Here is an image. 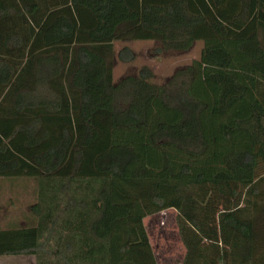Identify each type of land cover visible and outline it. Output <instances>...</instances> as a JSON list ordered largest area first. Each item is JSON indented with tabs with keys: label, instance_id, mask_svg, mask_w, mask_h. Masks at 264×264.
Returning a JSON list of instances; mask_svg holds the SVG:
<instances>
[{
	"label": "trees",
	"instance_id": "obj_1",
	"mask_svg": "<svg viewBox=\"0 0 264 264\" xmlns=\"http://www.w3.org/2000/svg\"><path fill=\"white\" fill-rule=\"evenodd\" d=\"M201 57L164 86L114 81V44ZM37 182L0 257L157 264L144 220L175 210L183 264H264V0H0V179Z\"/></svg>",
	"mask_w": 264,
	"mask_h": 264
},
{
	"label": "rangeland",
	"instance_id": "obj_2",
	"mask_svg": "<svg viewBox=\"0 0 264 264\" xmlns=\"http://www.w3.org/2000/svg\"><path fill=\"white\" fill-rule=\"evenodd\" d=\"M203 44L196 43L189 51L167 50L155 41H124L114 44L112 58L114 81L127 77L149 76L157 86L168 84L181 70L201 57ZM37 182L31 178L0 179V229L26 227L32 223L31 207L36 203ZM178 213L167 210L147 217V231L157 264H183L187 250L181 240ZM35 257L4 256L0 264H34Z\"/></svg>",
	"mask_w": 264,
	"mask_h": 264
}]
</instances>
